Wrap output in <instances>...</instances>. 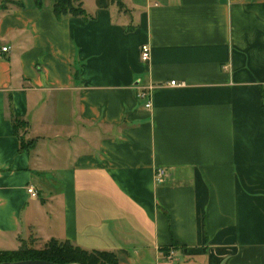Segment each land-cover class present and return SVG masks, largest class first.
<instances>
[{"label":"crops","instance_id":"0c3cea01","mask_svg":"<svg viewBox=\"0 0 264 264\" xmlns=\"http://www.w3.org/2000/svg\"><path fill=\"white\" fill-rule=\"evenodd\" d=\"M79 1L0 7V251L264 264V0Z\"/></svg>","mask_w":264,"mask_h":264},{"label":"trees","instance_id":"16d2710c","mask_svg":"<svg viewBox=\"0 0 264 264\" xmlns=\"http://www.w3.org/2000/svg\"><path fill=\"white\" fill-rule=\"evenodd\" d=\"M99 6L107 7L116 3L118 7H124L122 0H97ZM35 7L41 9L43 0H33ZM53 10L57 18L70 14L74 16H86V12L79 0H53ZM27 144L22 142L21 148ZM45 260L58 264H119L117 256L108 252H89L74 246L69 242L58 244L50 241L43 249H19L15 251H0V263L15 262L21 260Z\"/></svg>","mask_w":264,"mask_h":264},{"label":"built area","instance_id":"2783aa9c","mask_svg":"<svg viewBox=\"0 0 264 264\" xmlns=\"http://www.w3.org/2000/svg\"><path fill=\"white\" fill-rule=\"evenodd\" d=\"M7 47H3L2 50L3 51H7ZM140 57H141V60L143 62H148L151 58V49H150V46L148 44H143L141 46V49H140ZM170 85L171 86H184L185 83L184 82H177V81H171L170 82ZM153 87H149V88H144L142 89L139 93H138V97L139 99L143 100L144 101V106L145 108L147 109H150L152 107V101H151V90H152ZM165 170L164 169H161L159 168L157 171H156V178L159 182H162L164 181L165 179ZM29 193L36 197L37 196V193L36 191L33 189V187H30L28 189ZM174 251L175 249H171L170 253H169V258H172L173 255H174Z\"/></svg>","mask_w":264,"mask_h":264},{"label":"rangeland","instance_id":"374dc122","mask_svg":"<svg viewBox=\"0 0 264 264\" xmlns=\"http://www.w3.org/2000/svg\"><path fill=\"white\" fill-rule=\"evenodd\" d=\"M24 1L25 0H0V7L2 6V7H9L10 5H13V4H20V3H24ZM122 2H123V0H122ZM125 7V6H124ZM124 7H122L121 6V8L120 9H123ZM26 144V143H25ZM60 243H62V242H58V244H60ZM47 246V244L44 246V247H46ZM43 247V248H44ZM24 249H36V248H33V247H29V246H24L23 247ZM43 248H41V249H43ZM36 250H39V249H36Z\"/></svg>","mask_w":264,"mask_h":264},{"label":"water","instance_id":"95a60500","mask_svg":"<svg viewBox=\"0 0 264 264\" xmlns=\"http://www.w3.org/2000/svg\"><path fill=\"white\" fill-rule=\"evenodd\" d=\"M0 264H58V263L36 259V260H21L15 262H3Z\"/></svg>","mask_w":264,"mask_h":264}]
</instances>
